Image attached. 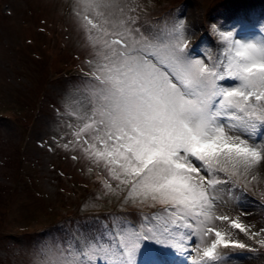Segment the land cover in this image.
<instances>
[{"label":"snow or ice","instance_id":"1","mask_svg":"<svg viewBox=\"0 0 264 264\" xmlns=\"http://www.w3.org/2000/svg\"><path fill=\"white\" fill-rule=\"evenodd\" d=\"M76 7L93 59L64 147L102 167L106 192L123 193L139 222L110 216L99 232L37 249L32 264H228L222 250L250 247L232 230L264 249V228L224 212L220 187L243 191L264 164V71L245 75L264 70V48L241 65V46L222 35L219 58L190 60L184 21L152 32L128 0ZM225 78L241 85L220 87Z\"/></svg>","mask_w":264,"mask_h":264},{"label":"rangeland","instance_id":"2","mask_svg":"<svg viewBox=\"0 0 264 264\" xmlns=\"http://www.w3.org/2000/svg\"><path fill=\"white\" fill-rule=\"evenodd\" d=\"M78 0H0V264H32L33 253L64 242L78 229L102 230L110 216L139 222L124 194L107 193L105 170L69 145L93 59L76 16ZM144 30L163 32L184 21L191 38L187 58H219L227 47L210 23L234 34L233 42L264 43V0H128ZM82 10V9H81ZM72 74L50 77L53 71ZM51 68V69H50ZM220 87H239L225 78ZM77 157L73 159L72 157ZM247 187L221 185L223 211L251 231L264 228V164ZM113 187L115 185L113 184ZM159 209L144 208L149 215ZM96 215L91 216L89 212ZM247 213V215H244ZM226 226V224H225ZM109 227L111 223L109 221ZM250 247L222 250L228 264H264V249L238 230ZM255 249V250H253ZM171 255V253H169ZM172 264H182L173 259Z\"/></svg>","mask_w":264,"mask_h":264},{"label":"clouds","instance_id":"3","mask_svg":"<svg viewBox=\"0 0 264 264\" xmlns=\"http://www.w3.org/2000/svg\"><path fill=\"white\" fill-rule=\"evenodd\" d=\"M209 33L213 36L219 43L225 44L228 46V42L222 39L223 36H231V39L233 41L234 34L232 32H225L220 29L219 23H210L208 25ZM189 41L191 43V38H189ZM236 44H239L241 47L238 49L239 56L238 60L241 65H246L251 59L252 54L256 51L258 48H264L261 46L256 45L255 43H243V42H235ZM260 71H264L261 69H251V71L245 73L247 76H251L254 74H257Z\"/></svg>","mask_w":264,"mask_h":264},{"label":"bare ground","instance_id":"4","mask_svg":"<svg viewBox=\"0 0 264 264\" xmlns=\"http://www.w3.org/2000/svg\"><path fill=\"white\" fill-rule=\"evenodd\" d=\"M260 41V40H259ZM258 41V46L264 47V43Z\"/></svg>","mask_w":264,"mask_h":264}]
</instances>
